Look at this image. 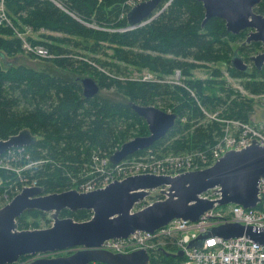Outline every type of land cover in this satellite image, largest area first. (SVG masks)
<instances>
[{
	"label": "trees",
	"instance_id": "16d2710c",
	"mask_svg": "<svg viewBox=\"0 0 264 264\" xmlns=\"http://www.w3.org/2000/svg\"><path fill=\"white\" fill-rule=\"evenodd\" d=\"M125 1L3 0L8 17L26 39L47 47L55 55L48 59L56 58V70H36L25 65L3 67L0 62V139L25 128L38 137L33 144L24 147L30 159L25 162L22 157L19 163L33 160L25 175L29 180H36L45 193L61 192L74 181L84 180L82 176L89 170L88 166L98 165L102 157L131 138L149 133L144 119L131 109L129 101L141 105L160 102L177 114L175 125L150 147L157 158L203 154L210 150L225 124L209 119L206 113L220 109L218 115L222 119L253 122L250 118L252 99L240 95L232 98L238 91L225 86L220 69L208 68L209 75L205 78L193 75V70L207 67L205 64L220 62L227 66L230 77L243 82L247 93H264V67L252 66L251 73H242L230 62L237 47L239 55L240 50L247 51V48L249 52L258 53L259 50L254 49L260 48L259 42L242 44L248 30L233 34L226 30L225 21L217 17L203 24L205 14L200 1L171 0L150 21L124 31L128 25L124 16ZM254 11L264 14V0ZM41 30L50 33H40L39 40L28 34ZM72 49L79 51L73 53ZM0 51L8 57L23 55L21 39L15 37L8 25H0ZM99 52L106 59L95 58ZM129 68L147 70L155 77L149 80L119 78L125 76ZM69 69L79 75L65 74ZM176 70L182 81L169 82L167 77ZM83 74L96 77L99 94L84 97L79 81ZM103 90H113L117 95L111 96ZM145 151L139 150L131 156ZM0 177H4L2 169ZM15 186H0V195L10 189L14 192ZM25 214L41 216L39 224L48 222L47 213L43 211L28 210ZM90 214L88 210L61 213L77 221L89 219ZM22 215L17 219L18 226L28 229L23 226ZM182 261L183 258L165 255L161 249L150 254L147 264H181Z\"/></svg>",
	"mask_w": 264,
	"mask_h": 264
},
{
	"label": "water",
	"instance_id": "95a60500",
	"mask_svg": "<svg viewBox=\"0 0 264 264\" xmlns=\"http://www.w3.org/2000/svg\"><path fill=\"white\" fill-rule=\"evenodd\" d=\"M163 0H146L134 5L126 14L127 27L133 29L145 24L152 13L157 11ZM203 4L204 19L211 17L225 21L226 30L238 34L249 30L243 45L259 42L262 50L250 58L257 69L264 65V14L254 8L261 0H197ZM162 9L159 11L161 12ZM156 14L150 18L153 19ZM238 48V47H237ZM234 50L231 65L242 73L251 68L244 57ZM0 51L3 66L25 65L28 57L18 55L15 60H6ZM3 66V67H5ZM85 97H93L100 92L96 80L90 76L79 79ZM131 109L144 119L149 133L135 136L122 143L111 155L116 164L139 150L151 147L162 138L176 123L177 114L154 105H141L129 101ZM37 136L25 128L6 139H0V154L12 147L30 146ZM264 176V146L251 143L241 150H228L211 166L187 171L175 176L138 174L122 180H115L106 187L90 192L76 189L45 193L42 186L24 187L13 199L0 208V264H13L24 255L60 252L72 247H81L69 255L52 258H38L27 264H147L149 255L145 250L127 254H116L99 249L106 240L125 238L137 230L153 232L175 218L197 221L215 203L219 206L240 204L245 208L255 207L258 201V180ZM166 186V188H164ZM159 190L165 198L155 200L144 208L132 211L135 204ZM211 190L220 197L210 200L200 197ZM26 210H40L50 214L52 225L46 228L19 229L17 218ZM63 210L76 212L88 210L92 216L77 221L71 216H61ZM210 234L222 238L249 236L264 244V231L253 230L238 223L221 224L192 240L189 246L201 245ZM167 256L183 257V251L168 253Z\"/></svg>",
	"mask_w": 264,
	"mask_h": 264
},
{
	"label": "built area",
	"instance_id": "2783aa9c",
	"mask_svg": "<svg viewBox=\"0 0 264 264\" xmlns=\"http://www.w3.org/2000/svg\"><path fill=\"white\" fill-rule=\"evenodd\" d=\"M145 0H126L124 13L131 7ZM168 0L164 7L170 3ZM0 25L12 26L8 17L3 0L0 1ZM126 29V28H125ZM123 29V30H125ZM122 30V29H120ZM22 34L20 35L21 38ZM25 53L36 59H48L46 47L29 42L21 38ZM152 79V75L148 74ZM179 83V81H176ZM209 119L224 123L221 135L210 150L202 153H187L177 156H167L157 158L152 149H148L144 155L136 157L138 160L123 161L112 165L108 157H102L98 165L97 175L86 181H74L71 187L78 191L87 192L107 185L113 180L122 179L128 175L137 173L154 174H176L184 171L204 168L212 164L224 152L229 149L241 150L253 141L264 146V128L258 127L250 122H242L233 119H222L218 112L206 113ZM24 147L8 149L0 154V169L12 170V165H17L18 160L23 157ZM98 159H94L97 161ZM28 165L32 167V162L20 164V168ZM166 165V166H165ZM102 168L104 169L102 171ZM168 168H171L168 171ZM18 170V169H17ZM27 171V170H26ZM27 177L26 175H23ZM23 179V177H22ZM77 183L75 186H73ZM38 185L36 180L24 179L21 182L18 192L22 186ZM0 195L3 204L8 202L13 195ZM203 198L217 199L219 193L210 191L200 195ZM258 202L254 208H244L234 204L227 211L220 209L215 203L214 208L208 210L200 216L197 222H190L183 219H174L167 225L154 232L136 231L124 239H111L103 243L99 248L118 254H126L137 250H145L149 254L159 250L175 249L183 251V261L181 264H264V244H260L248 236L242 235L234 238H222L218 235L210 234L202 241L201 245L189 246V242L197 239L199 235L210 233L212 227L224 223H239L244 226H251L254 230H264V177L258 181ZM166 251V250H165ZM40 256V255H39Z\"/></svg>",
	"mask_w": 264,
	"mask_h": 264
},
{
	"label": "rangeland",
	"instance_id": "374dc122",
	"mask_svg": "<svg viewBox=\"0 0 264 264\" xmlns=\"http://www.w3.org/2000/svg\"><path fill=\"white\" fill-rule=\"evenodd\" d=\"M5 7V6H4ZM11 20V19H10ZM148 20H150V19H148ZM11 22H12V20H11ZM12 24H13V22H12ZM11 29H12V31H13V34L15 35V37L16 38H19V39H21V38H23V39H26V35H23V33L22 32H20L19 30H18V25H16V24H13V27L12 26H9ZM119 30V29H118ZM24 33H26V31H27V28L25 27L24 28ZM22 34V36H21V38H20V35ZM21 42H22V40H21ZM231 45L233 46V45H235V42H231ZM249 49L250 48H247V51H242V50H240L239 51V53H240V55H242L243 57H245V63H247L249 66H253V62L251 61V60H249V58L248 57H250L251 55H254V53L253 52H249ZM21 50H22V53H25V50H24V48H23V44H21ZM254 50H260L258 47H255V49ZM75 51H79V50H74V49H72V52L73 53H75ZM108 53H111V51L110 50H106ZM51 53V52H50ZM18 54V53H17ZM26 54V53H25ZM52 54V56H54V54L53 53H51ZM73 57L72 58H75V55L74 54H71ZM14 57H16V56H11V57H8V58H5L6 60H15L16 58H14ZM94 57L95 58H100V59H106V57L104 58V56H103V53L102 52H99V53H96L95 55H94ZM49 58H51V57H49ZM76 58H77V56H76ZM28 59H30V60H28L27 62H29V63H31V64H33L34 65V67L36 68V70H41V69H43V70H47L48 68H51V69H53V70H56L57 68L55 67V64H54V60L56 59H54V58H52V59H49V60H37V59H34V58H29L28 57ZM205 65H207V67H203V68H197V69H195V70H193V75L195 76V77H198V78H205L207 75H209V72H208V68H210V69H213L214 67H216V68H218V69H220L221 70V72H222V76H221V79H223V80H225L226 82H225V86L226 87H228L229 89L231 88L233 91H238L237 93H235L234 95H232V98L233 97H235V95H240V96H242V97H247V98H250V99H252V105H253V111H252V113L250 114V118H251V120L254 122V121H256V122H259V123H256L257 124V126L258 127H260V123L263 121V119H264V93H260V94H257V95H251V94H249V93H247L246 92V90L242 87V83H241V80L240 79H237V78H232V77H230V75H229V73H228V70H227V66L226 65H224L223 63H217V64H205ZM3 66H5V64L3 65ZM100 71L101 70H103V71H106L107 72V70H105V69H102V68H98ZM128 73L124 76V75H120L119 76V78H121V79H124V78H128V77H132L133 79H143V78H148V74H150V75H152V77L154 78L155 77V75L153 74V73H151V72H149V71H147V70H137V69H134V68H129V70L127 71ZM65 74H68V75H70V76H76V75H79L78 73H76V72H71L70 71V69L66 72H64ZM108 73V72H107ZM180 74V72H179V70H176L175 72H174V74L173 75H171V76H169V77H167V79L169 80V82H174V83H176V81H178V79L180 80V81H182V78H181V76L179 75ZM82 76V75H81ZM83 76L85 77V76H90V77H92V78H94V79H96V77H94V75L93 74H83ZM104 91V93H107V94H109V95H111V96H113V95H117V94H115L114 92L115 91H113V90H103ZM216 92H218V91H216ZM219 94H221V95H224V92H220ZM154 106H156V107H159L160 109H162V110H165V111H169V112H171V109H170V107L169 108H165V107H163L162 105H161V103L160 102H158V103H155L154 104ZM217 112H220V109L217 111ZM252 122V123H253ZM261 128V127H260ZM167 155H171V154H167ZM136 157H138V155H135V156H132V157H129V158H131L130 160H138V159H135ZM140 157V156H139ZM128 163V160H127V162H125L124 164L126 165ZM20 163H19V161H18V163H17V165H12V167H13V169L12 170H10V169H8V170H6V169H2L3 171H4V177H0V186H7V188H10V187H13V186H15L17 189L11 194V195H13V194H15V193H17L18 192V185H19V187H20V184H21V182H24V179H27L28 177H24L23 175H25V172H26V170H30V168L31 167H29L28 165H26V166H23V167H21L20 168ZM166 166V165H165ZM89 167V170L87 171V173L84 175V176H82V178L84 179V181H86V180H89L90 178H94L95 176H96V173H97V169H101V165H97V164H91L90 166H88ZM18 169V170H17ZM104 169L102 168V171H103ZM171 170V168H168V171H170ZM98 174V173H97ZM31 175V174H30ZM92 176V177H91ZM22 177H23V179H22ZM77 183H75L73 186H75ZM69 188H71V187H69ZM68 188V189H69ZM8 192H9V194H10V192H11V189L10 190H8ZM158 193V190H154L152 193H151V195H152V197L151 198H149V200H151V199H153V198H155L156 197V194ZM154 200H156V199H154ZM0 204H3V201L2 200H0ZM137 207V205L135 206V210H137V209H139V208H136ZM220 209H224V211H227V210H229L230 208H231V204H228V205H225V206H223V207H219ZM23 217H22V220H23V226H27L28 228H33V227H37V226H41V227H47V226H49L50 224H51V220L49 219V216H48V214L46 215V217L49 219V221H48V224H45V222H43L42 224L40 223L39 224V221H40V219H41V216L40 217H38V216H36V215H32V214H25L24 213V215H22ZM40 227V228H41ZM25 228V227H24ZM167 251V250H166ZM67 252H69V251H60V252H56V253H54V254H44V255H40V257L42 256H44V257H51V256H60V255H64L65 253H67ZM28 258V256H26V257H24V258H21L19 261H18V263H14V264H23V262L26 260Z\"/></svg>",
	"mask_w": 264,
	"mask_h": 264
},
{
	"label": "crops",
	"instance_id": "0c3cea01",
	"mask_svg": "<svg viewBox=\"0 0 264 264\" xmlns=\"http://www.w3.org/2000/svg\"><path fill=\"white\" fill-rule=\"evenodd\" d=\"M40 33H50V32H47V31H44V30H41L40 32H34V31H31V32H28V34L33 37L34 39H37L39 40V35ZM56 35H61L60 33H54Z\"/></svg>",
	"mask_w": 264,
	"mask_h": 264
},
{
	"label": "bare ground",
	"instance_id": "6f19581e",
	"mask_svg": "<svg viewBox=\"0 0 264 264\" xmlns=\"http://www.w3.org/2000/svg\"><path fill=\"white\" fill-rule=\"evenodd\" d=\"M46 53H47L48 58H49V57H52V54L50 53V51H49V49H48L47 47H46ZM54 56H55V55H54ZM79 79H80V78H79ZM95 80H96V79H95ZM96 82H97V81H96ZM97 83H98V82H97ZM98 85H99V84H98ZM99 88H100V86H99ZM84 97H85V96H84ZM86 98H90V97H86ZM26 153H27V152H25V150L23 149V155H25V158H26V159H30L29 157L26 156ZM22 160H24V159H22ZM18 161H20V160H18ZM26 161H27V160H26ZM26 161H25V162H26ZM32 161H33V160H32ZM32 161H31V162H32ZM28 162H29V161H28ZM34 162H36V161H34ZM96 175H97V173H96ZM91 177H92V176H91ZM90 179H91V178H90ZM83 181H84V180H83ZM4 194H9V193L7 192V193H4ZM189 243H190V242H189Z\"/></svg>",
	"mask_w": 264,
	"mask_h": 264
},
{
	"label": "flooded vegetation",
	"instance_id": "af4514ba",
	"mask_svg": "<svg viewBox=\"0 0 264 264\" xmlns=\"http://www.w3.org/2000/svg\"><path fill=\"white\" fill-rule=\"evenodd\" d=\"M69 252H71V250H70ZM42 258H48V257H44V256H43Z\"/></svg>",
	"mask_w": 264,
	"mask_h": 264
}]
</instances>
